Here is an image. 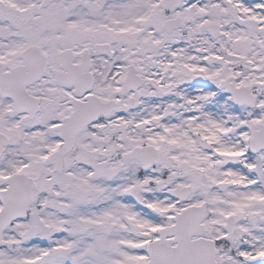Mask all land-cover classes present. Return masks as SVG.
Segmentation results:
<instances>
[{"label": "snow or ice", "instance_id": "6c2138e0", "mask_svg": "<svg viewBox=\"0 0 264 264\" xmlns=\"http://www.w3.org/2000/svg\"><path fill=\"white\" fill-rule=\"evenodd\" d=\"M0 264H264V0H0Z\"/></svg>", "mask_w": 264, "mask_h": 264}]
</instances>
